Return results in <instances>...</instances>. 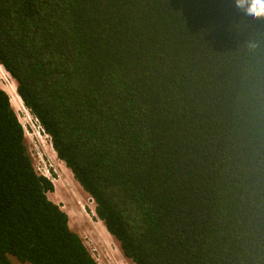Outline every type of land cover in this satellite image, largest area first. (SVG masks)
<instances>
[{
  "label": "trees",
  "instance_id": "1",
  "mask_svg": "<svg viewBox=\"0 0 264 264\" xmlns=\"http://www.w3.org/2000/svg\"><path fill=\"white\" fill-rule=\"evenodd\" d=\"M0 65L132 264H264V18L234 0H0ZM0 88V264H99Z\"/></svg>",
  "mask_w": 264,
  "mask_h": 264
},
{
  "label": "rangeland",
  "instance_id": "2",
  "mask_svg": "<svg viewBox=\"0 0 264 264\" xmlns=\"http://www.w3.org/2000/svg\"><path fill=\"white\" fill-rule=\"evenodd\" d=\"M7 75L16 86L8 72ZM4 86H7V82L0 76V88ZM14 106L13 109L23 128L24 139L34 169L38 174H44L53 183V190L48 192L47 196L67 213L70 228L78 233L99 264H132L122 254L118 242L106 231L102 221L95 216L92 198L73 178L63 161L53 155L52 151L45 150V145L50 143V140L39 127L37 120L26 108L24 110V106ZM12 261L14 264H24L15 259Z\"/></svg>",
  "mask_w": 264,
  "mask_h": 264
},
{
  "label": "clouds",
  "instance_id": "3",
  "mask_svg": "<svg viewBox=\"0 0 264 264\" xmlns=\"http://www.w3.org/2000/svg\"><path fill=\"white\" fill-rule=\"evenodd\" d=\"M234 6L253 19L264 18V0H234Z\"/></svg>",
  "mask_w": 264,
  "mask_h": 264
},
{
  "label": "bare ground",
  "instance_id": "4",
  "mask_svg": "<svg viewBox=\"0 0 264 264\" xmlns=\"http://www.w3.org/2000/svg\"><path fill=\"white\" fill-rule=\"evenodd\" d=\"M0 76L7 82V86L3 87V90H5V92L8 94L9 98H10V103L11 106H13V108L16 106L19 107H23V103L21 101V98L19 97V95L16 92V86L13 83L12 80H10L9 76L7 75V72L3 69V67L0 65ZM25 110V107H23ZM27 111V110H26ZM36 128V127H35ZM36 130V129H35ZM41 133V132H40ZM41 135V134H40ZM42 136V135H41ZM43 138V137H41ZM40 138V139H41ZM39 139V140H40ZM41 143V142H40ZM45 143V142H44ZM45 150L48 151H52L53 155L56 156L55 151L53 150L52 146L50 143H47V145H45ZM57 157V156H56ZM57 160V159H56ZM60 163V162H59ZM82 212V211H81ZM88 218V217H87ZM109 235V234H108Z\"/></svg>",
  "mask_w": 264,
  "mask_h": 264
},
{
  "label": "built area",
  "instance_id": "5",
  "mask_svg": "<svg viewBox=\"0 0 264 264\" xmlns=\"http://www.w3.org/2000/svg\"><path fill=\"white\" fill-rule=\"evenodd\" d=\"M27 109V108H26ZM36 119V118H35ZM38 122V121H37ZM38 125H39V123H38ZM39 127H40V125H39ZM41 128V127H40ZM41 130H42V128H41ZM43 131V130H42ZM42 175H44V174H42ZM45 176V175H44Z\"/></svg>",
  "mask_w": 264,
  "mask_h": 264
}]
</instances>
